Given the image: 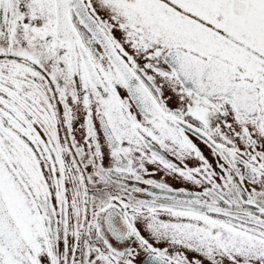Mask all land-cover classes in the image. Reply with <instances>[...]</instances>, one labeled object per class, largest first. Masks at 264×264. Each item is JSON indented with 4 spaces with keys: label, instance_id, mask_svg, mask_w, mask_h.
Listing matches in <instances>:
<instances>
[{
    "label": "snow or ice",
    "instance_id": "1",
    "mask_svg": "<svg viewBox=\"0 0 264 264\" xmlns=\"http://www.w3.org/2000/svg\"><path fill=\"white\" fill-rule=\"evenodd\" d=\"M0 264H264V0H0Z\"/></svg>",
    "mask_w": 264,
    "mask_h": 264
},
{
    "label": "flooded vegetation",
    "instance_id": "2",
    "mask_svg": "<svg viewBox=\"0 0 264 264\" xmlns=\"http://www.w3.org/2000/svg\"><path fill=\"white\" fill-rule=\"evenodd\" d=\"M201 147L203 148V146L201 145ZM205 155H208V152L206 149H204ZM209 159H211V157H209ZM164 174L160 173L158 174L155 178L160 179ZM167 182L170 184L171 187L173 188H179V187H191L190 185L186 184V183H182L179 180H173L170 177L167 178Z\"/></svg>",
    "mask_w": 264,
    "mask_h": 264
}]
</instances>
